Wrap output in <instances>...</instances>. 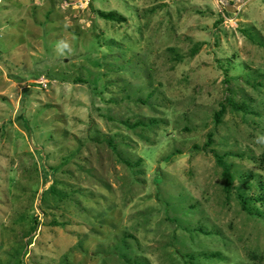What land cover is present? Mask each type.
Returning <instances> with one entry per match:
<instances>
[{"label":"rangeland","instance_id":"374dc122","mask_svg":"<svg viewBox=\"0 0 264 264\" xmlns=\"http://www.w3.org/2000/svg\"><path fill=\"white\" fill-rule=\"evenodd\" d=\"M227 1L0 3V264H264L213 154L264 181V0Z\"/></svg>","mask_w":264,"mask_h":264},{"label":"trees","instance_id":"16d2710c","mask_svg":"<svg viewBox=\"0 0 264 264\" xmlns=\"http://www.w3.org/2000/svg\"><path fill=\"white\" fill-rule=\"evenodd\" d=\"M98 16L106 19V20H113L117 22H123L125 17L123 15H118L115 12H106L97 10L96 11ZM264 46V43H261ZM197 47H194L196 50ZM193 52V51H192ZM195 52L191 53L193 55ZM224 106L222 105L221 108L214 112V122L216 124L221 122V116L224 113ZM139 124H146L142 121ZM212 143V135L208 134V140L200 147L202 151L210 152L212 149L209 148L210 144ZM213 152V151H212ZM217 163L222 167V176L224 178V190L226 193L230 194L232 190H235V197L237 198L242 210L249 216L256 217L260 219L264 223V181L260 178L259 175H255L253 173H245L242 174L239 178L240 184L236 186L234 184L235 177L230 172L229 166L223 161L224 156L218 155L217 153L213 152ZM262 162H264V154L261 156ZM124 162L128 164V160H124ZM137 162H140L139 160ZM135 162L136 164H139ZM253 182V183H252ZM255 187L254 191L249 192L250 188ZM53 189V186L50 187V190ZM58 193V192H56ZM197 230L205 232L202 228H198ZM211 254V255H210ZM208 255H201L202 258H208L213 256H218V252L210 253ZM120 256V255H119ZM121 257L129 262L131 259L130 257H126L125 254H121ZM133 262V261H132Z\"/></svg>","mask_w":264,"mask_h":264},{"label":"built area","instance_id":"2783aa9c","mask_svg":"<svg viewBox=\"0 0 264 264\" xmlns=\"http://www.w3.org/2000/svg\"><path fill=\"white\" fill-rule=\"evenodd\" d=\"M3 0H0V3ZM91 0H63L62 6L63 7H72L74 9H85Z\"/></svg>","mask_w":264,"mask_h":264},{"label":"water","instance_id":"95a60500","mask_svg":"<svg viewBox=\"0 0 264 264\" xmlns=\"http://www.w3.org/2000/svg\"><path fill=\"white\" fill-rule=\"evenodd\" d=\"M221 2L223 3V5L225 6V9L227 11H230V9H231L230 7H233V9L237 8V4H236V6H232L231 4L228 3L227 0H221Z\"/></svg>","mask_w":264,"mask_h":264},{"label":"clouds","instance_id":"9594fccd","mask_svg":"<svg viewBox=\"0 0 264 264\" xmlns=\"http://www.w3.org/2000/svg\"><path fill=\"white\" fill-rule=\"evenodd\" d=\"M64 47H67V45H64Z\"/></svg>","mask_w":264,"mask_h":264}]
</instances>
